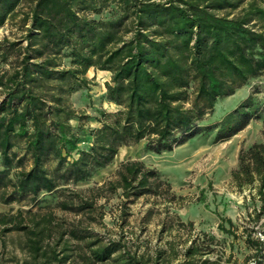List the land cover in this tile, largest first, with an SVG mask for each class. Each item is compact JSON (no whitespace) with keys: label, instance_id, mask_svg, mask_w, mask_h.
<instances>
[{"label":"trees","instance_id":"16d2710c","mask_svg":"<svg viewBox=\"0 0 264 264\" xmlns=\"http://www.w3.org/2000/svg\"><path fill=\"white\" fill-rule=\"evenodd\" d=\"M22 1L0 0V28L18 16ZM19 29L13 39H0V62L6 66L0 69V201L5 204L66 192L60 209L101 223L97 198L120 189L124 207L152 196L168 211L169 202L181 206L184 197L141 160L122 161L114 178L88 194L70 185L106 167L123 146L144 141L147 151L161 153L212 130L215 141H225L260 117L249 94L219 121L202 124L219 98L264 73V0H30ZM90 68L110 73L104 98L114 108L97 109V125L85 128L88 115L73 107L71 96L88 88ZM230 185L237 193L248 192L246 215L237 225L219 216L217 228L233 238L241 229L249 249L243 261L217 249L211 234L179 238L175 233L192 222L175 213L161 222L160 232L171 236L166 247L148 252L127 245L121 231L125 209L118 236L107 240L87 226L67 227L51 211L30 209L0 213V236H25L20 248L27 257L15 264H67L74 252L70 239L76 249L88 248L81 264H264L259 235L264 234V143L239 150Z\"/></svg>","mask_w":264,"mask_h":264},{"label":"rangeland","instance_id":"374dc122","mask_svg":"<svg viewBox=\"0 0 264 264\" xmlns=\"http://www.w3.org/2000/svg\"><path fill=\"white\" fill-rule=\"evenodd\" d=\"M29 3L30 0H23L17 9L18 16L9 19L0 28V39L4 36L13 39L19 35L20 19L22 13L28 10ZM107 15L108 12L104 11L102 16ZM4 67H6L5 64L0 62V69ZM86 75L90 79L88 88L74 93L71 96V102L75 109L88 115L85 128H89L97 125L94 120L97 109L110 110L114 108V105L104 98L105 83L110 80V73L90 68ZM249 94H253V102L258 107L257 114L260 117L252 119L244 129L230 139L215 141V130H212L188 139L183 145L171 151L161 153L147 151L144 141H140L121 147L112 162L106 167L96 171L89 179L70 185L80 193L88 194L87 189L99 186L106 180L114 178L122 161L137 159L143 161L147 166L158 169L162 177L170 182L172 191L176 195L184 197L180 202L181 206H177V202L171 201L168 211H165L163 205L154 203V197L147 196L137 199L134 203H128L124 207L122 205L124 198L121 195V190L118 189L115 193H107L106 196L97 198V205H102L101 223L97 222L98 220H91L86 214H74L60 209L58 202L64 197V194L67 195L66 192L63 196L59 192H42L35 201L29 197L9 204L0 201V213L13 214L17 210L25 212L29 209L41 213L51 211L56 220L63 222L67 227L87 226L107 240L118 236L121 229V210L125 209L127 212L126 224L123 225L121 231L127 245L130 247L137 245L139 252H148L153 247H166V241L171 236L168 232H160L161 222L169 221L168 215L175 213L185 223L192 222L190 229L189 226H186V228L180 229L179 233H175L179 238L186 239L190 235L200 236V233L203 232L211 234L219 241L217 249L223 250L225 255L232 252L234 257L243 261L244 256L249 253V249L245 246L241 229L237 230L238 237L233 238L232 235L221 232L217 228V223L219 216H223L230 217L237 225V222L246 215L243 195H246L248 200L249 194L247 191L240 194L234 190L230 185V171L237 166V156L241 148H247L255 142L264 143V73L257 78L250 79L233 95L219 98L213 111L202 122L205 125L219 121ZM77 123V120H72L73 125H77ZM80 145L83 146L84 143L82 142ZM14 171L15 168H11V174H14ZM200 195L204 197V202L198 200ZM247 205L250 207L251 203L248 201ZM149 208L151 209L150 214L148 213ZM94 215L96 216V213ZM189 230L192 234H189ZM259 235L264 239V234L259 233ZM3 240L5 247L2 246ZM24 240L25 236L16 232L8 233L4 237L0 236V264L6 262L15 264L27 257L20 248ZM76 245L74 240H69V246H72L70 249L74 248V252L68 263L81 264V255L88 251L87 247L76 249ZM178 247H183V243ZM175 262V260L172 261V263Z\"/></svg>","mask_w":264,"mask_h":264},{"label":"crops","instance_id":"0c3cea01","mask_svg":"<svg viewBox=\"0 0 264 264\" xmlns=\"http://www.w3.org/2000/svg\"><path fill=\"white\" fill-rule=\"evenodd\" d=\"M245 86V85H244ZM244 86H242V87H244ZM237 91V90H236Z\"/></svg>","mask_w":264,"mask_h":264}]
</instances>
